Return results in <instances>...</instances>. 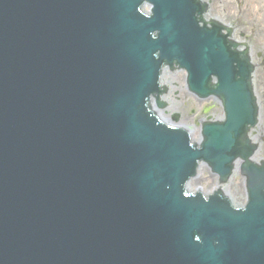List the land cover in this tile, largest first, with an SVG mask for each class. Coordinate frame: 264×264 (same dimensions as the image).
Segmentation results:
<instances>
[{
  "label": "water",
  "instance_id": "obj_1",
  "mask_svg": "<svg viewBox=\"0 0 264 264\" xmlns=\"http://www.w3.org/2000/svg\"><path fill=\"white\" fill-rule=\"evenodd\" d=\"M194 8L0 0V264H264L263 169L243 166L244 210L184 190L199 161L226 179L253 121L244 56ZM163 65L220 77L228 118L199 147L152 112Z\"/></svg>",
  "mask_w": 264,
  "mask_h": 264
},
{
  "label": "rangeland",
  "instance_id": "obj_2",
  "mask_svg": "<svg viewBox=\"0 0 264 264\" xmlns=\"http://www.w3.org/2000/svg\"><path fill=\"white\" fill-rule=\"evenodd\" d=\"M223 10L225 9L223 8ZM175 74L176 77H172L170 79L173 84L170 83L166 93L167 95L170 94L168 104L172 110L179 114V121L190 126L197 123L200 117V104L198 103V100L186 89L184 74L182 72ZM166 79H169V75H166ZM171 86L174 87V90L172 91H170ZM215 182V178L206 167H201L197 176L192 180L193 185L195 184L205 190L214 186ZM227 190L229 195L235 201L241 203L243 202L244 188L239 176H235L233 180L229 182Z\"/></svg>",
  "mask_w": 264,
  "mask_h": 264
},
{
  "label": "bare ground",
  "instance_id": "obj_3",
  "mask_svg": "<svg viewBox=\"0 0 264 264\" xmlns=\"http://www.w3.org/2000/svg\"><path fill=\"white\" fill-rule=\"evenodd\" d=\"M230 180H231V179H230ZM193 188L196 189V188H198V187H196V186L194 185Z\"/></svg>",
  "mask_w": 264,
  "mask_h": 264
}]
</instances>
